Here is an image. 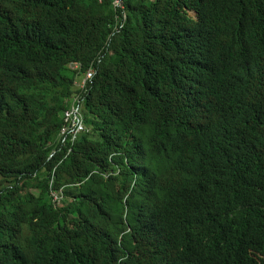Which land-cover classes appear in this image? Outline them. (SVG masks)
<instances>
[{"label":"trees","instance_id":"1","mask_svg":"<svg viewBox=\"0 0 264 264\" xmlns=\"http://www.w3.org/2000/svg\"><path fill=\"white\" fill-rule=\"evenodd\" d=\"M117 1L0 0V264H264V0Z\"/></svg>","mask_w":264,"mask_h":264},{"label":"bare ground","instance_id":"2","mask_svg":"<svg viewBox=\"0 0 264 264\" xmlns=\"http://www.w3.org/2000/svg\"><path fill=\"white\" fill-rule=\"evenodd\" d=\"M93 73L94 72L91 69L88 71V73L86 74V77L83 79V82L81 83V86H84L86 80L91 78ZM77 105L78 106L80 105L79 100H77ZM78 118H79V112H78V109H77L76 110V115H75V117L73 119V122L71 123V126L64 130L62 138L60 139L62 142H67L69 140V138H70V136L72 134V131H73V127H75V125L78 123ZM73 124H74V126H73Z\"/></svg>","mask_w":264,"mask_h":264},{"label":"water","instance_id":"3","mask_svg":"<svg viewBox=\"0 0 264 264\" xmlns=\"http://www.w3.org/2000/svg\"><path fill=\"white\" fill-rule=\"evenodd\" d=\"M119 4H121V0H120V3H119ZM122 26H123V23L120 24V26H119L118 29H115V30H114V32L112 33L110 39H112L117 33L120 32ZM108 50H109V47L107 46V48L105 49V51L99 56V58H98V65H97V67H96V69H95V71H94V75H93V76H95V74L97 73L98 68H99V66H100L101 59H102L103 56L108 52ZM91 84H92V80H91ZM90 87H91V85H90L88 88H90ZM74 107L76 108V110H77V109L79 110V113L81 112L82 104L78 106L77 103H76V101H75V105H74ZM81 120H82V118H81V116L79 115V121H81ZM74 128H75V127H73V129H74ZM72 135H73V134H71L70 137H72ZM22 180H23V179H22ZM22 180H21V181H22ZM21 181H20V182H21Z\"/></svg>","mask_w":264,"mask_h":264},{"label":"built area","instance_id":"4","mask_svg":"<svg viewBox=\"0 0 264 264\" xmlns=\"http://www.w3.org/2000/svg\"><path fill=\"white\" fill-rule=\"evenodd\" d=\"M101 1V0H100ZM74 67H77V65H74ZM75 115H76V111L74 112V109H73V107H72V109L71 110H69L66 114H65V117H66V119H69V120H71V122L70 123H72L73 122V119H74V117H75ZM71 126V125H70ZM69 126V127H70ZM73 126H74V124H73ZM81 129H83V126H82V123H81V121H78V123L75 125V128L73 129V131H72V137L74 136V134H75V132L76 131H79V130H81Z\"/></svg>","mask_w":264,"mask_h":264},{"label":"rangeland","instance_id":"5","mask_svg":"<svg viewBox=\"0 0 264 264\" xmlns=\"http://www.w3.org/2000/svg\"><path fill=\"white\" fill-rule=\"evenodd\" d=\"M117 3L119 4L120 3V0L119 1H117ZM74 67V66H73ZM83 82V79L81 80V81H79L78 82V87H79V89H80V85H81V83ZM73 109H74V112L76 111V108L73 106Z\"/></svg>","mask_w":264,"mask_h":264},{"label":"clouds","instance_id":"6","mask_svg":"<svg viewBox=\"0 0 264 264\" xmlns=\"http://www.w3.org/2000/svg\"><path fill=\"white\" fill-rule=\"evenodd\" d=\"M71 138H72V137H70L69 140H71ZM69 140H68V141H69ZM55 197H57V196H55Z\"/></svg>","mask_w":264,"mask_h":264}]
</instances>
